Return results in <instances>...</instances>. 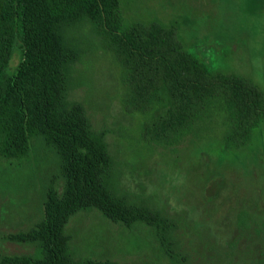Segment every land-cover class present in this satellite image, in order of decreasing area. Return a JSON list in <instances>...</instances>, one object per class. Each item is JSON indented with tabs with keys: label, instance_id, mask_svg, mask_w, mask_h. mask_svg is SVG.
Wrapping results in <instances>:
<instances>
[{
	"label": "rangeland",
	"instance_id": "obj_1",
	"mask_svg": "<svg viewBox=\"0 0 264 264\" xmlns=\"http://www.w3.org/2000/svg\"><path fill=\"white\" fill-rule=\"evenodd\" d=\"M121 30L152 23L219 70L252 78L264 94V0H118ZM61 76L52 119L105 144L115 203L153 212L157 225L128 228L97 209H67L71 264H264V121L245 143L227 138V109L215 106L183 135L157 133L162 109L131 102L130 64L119 40L93 18L62 29ZM21 61L16 49L12 69ZM30 139L23 158H0V264L38 251L18 241L49 222L72 184L61 134Z\"/></svg>",
	"mask_w": 264,
	"mask_h": 264
},
{
	"label": "trees",
	"instance_id": "obj_2",
	"mask_svg": "<svg viewBox=\"0 0 264 264\" xmlns=\"http://www.w3.org/2000/svg\"><path fill=\"white\" fill-rule=\"evenodd\" d=\"M117 5L118 0H0V158H23L31 137H51L56 131L63 135L60 148L72 184L69 201L52 210L46 225L16 238L37 243L38 251L10 258L8 264H71L63 222L72 204L97 209L128 228L158 226L159 219L147 208L113 200L107 176L110 157L102 141H80L75 132L53 122V90L61 76L55 52L63 28L93 18L119 40L131 68V102L142 110L162 109L153 120L159 134H186L215 106L227 109L233 127L227 138L237 143L249 140L264 121V94L251 77L216 69L159 24L142 28V36L138 29L122 31ZM16 49L21 61L12 69ZM78 264L115 263L86 257Z\"/></svg>",
	"mask_w": 264,
	"mask_h": 264
}]
</instances>
